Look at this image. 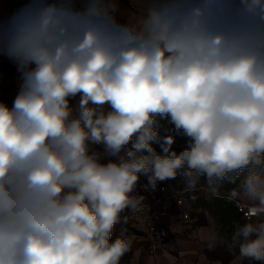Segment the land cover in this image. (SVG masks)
<instances>
[{
    "label": "clouds",
    "instance_id": "9594fccd",
    "mask_svg": "<svg viewBox=\"0 0 264 264\" xmlns=\"http://www.w3.org/2000/svg\"><path fill=\"white\" fill-rule=\"evenodd\" d=\"M5 2L0 264H121L141 177L178 175L239 182L232 246L264 264V0H142L128 22L120 0Z\"/></svg>",
    "mask_w": 264,
    "mask_h": 264
},
{
    "label": "crops",
    "instance_id": "0c3cea01",
    "mask_svg": "<svg viewBox=\"0 0 264 264\" xmlns=\"http://www.w3.org/2000/svg\"><path fill=\"white\" fill-rule=\"evenodd\" d=\"M19 0H6L3 11L18 6ZM142 0H120L119 19L128 22L138 14ZM16 72L14 66L0 58V99L12 102L16 94ZM190 220L181 219L176 213L169 222V235L163 241L156 255L146 247L141 233L127 224L126 213L121 214L122 222L114 228L117 236L131 238L132 249L122 258L121 264H254L239 257L238 246H232V235L237 226L248 222L240 221L221 224L208 209H191Z\"/></svg>",
    "mask_w": 264,
    "mask_h": 264
},
{
    "label": "built area",
    "instance_id": "2783aa9c",
    "mask_svg": "<svg viewBox=\"0 0 264 264\" xmlns=\"http://www.w3.org/2000/svg\"><path fill=\"white\" fill-rule=\"evenodd\" d=\"M147 178L141 177L134 196H144L142 210H125L127 224L144 236L146 247L156 255L163 241L169 235V222L178 213L181 219L190 220L191 204L186 200L184 191L174 185L172 180L160 182L155 190L145 189ZM237 211L246 219L247 206L235 202Z\"/></svg>",
    "mask_w": 264,
    "mask_h": 264
},
{
    "label": "trees",
    "instance_id": "16d2710c",
    "mask_svg": "<svg viewBox=\"0 0 264 264\" xmlns=\"http://www.w3.org/2000/svg\"><path fill=\"white\" fill-rule=\"evenodd\" d=\"M177 142H186V139L179 140ZM172 182L175 186L184 191L185 198L191 204L190 208L192 210L199 206H205L212 213V215L217 217V220L224 225L231 224V221H240L241 214L237 211L235 202L230 201L228 198L231 190L238 187V181L237 183L225 181V185L221 187L223 193L213 197L212 203H208L206 200H200V198L194 194L188 196L185 190V185L187 183L184 178L176 177V179L172 180ZM217 186H220V184Z\"/></svg>",
    "mask_w": 264,
    "mask_h": 264
},
{
    "label": "rangeland",
    "instance_id": "374dc122",
    "mask_svg": "<svg viewBox=\"0 0 264 264\" xmlns=\"http://www.w3.org/2000/svg\"><path fill=\"white\" fill-rule=\"evenodd\" d=\"M183 139L184 138L177 137L176 143L173 145V148L177 152L182 151L186 147V142H180V143L177 142V141L183 140ZM157 151H159L158 146H157ZM177 177L184 178L183 176H180V175H178ZM184 180H185V178H184ZM224 185H225L224 182H222L220 184V186H210L207 184V181L203 177H201L194 189H189L187 187V184H186L185 190H186V194L188 196L194 194L195 196H198L200 198V200H206V201H208V203H212L213 197L218 196L221 193H223L221 187H223ZM193 200H194V198H193ZM194 203H195V200H194ZM199 207H201V206H199ZM201 208L207 209L205 206H202Z\"/></svg>",
    "mask_w": 264,
    "mask_h": 264
}]
</instances>
